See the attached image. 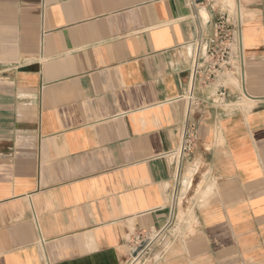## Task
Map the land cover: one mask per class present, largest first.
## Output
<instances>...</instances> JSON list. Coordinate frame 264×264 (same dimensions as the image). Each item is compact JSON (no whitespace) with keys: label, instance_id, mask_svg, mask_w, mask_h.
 Here are the masks:
<instances>
[{"label":"crops","instance_id":"1","mask_svg":"<svg viewBox=\"0 0 264 264\" xmlns=\"http://www.w3.org/2000/svg\"><path fill=\"white\" fill-rule=\"evenodd\" d=\"M133 260L264 264V0H0V264Z\"/></svg>","mask_w":264,"mask_h":264},{"label":"built area","instance_id":"2","mask_svg":"<svg viewBox=\"0 0 264 264\" xmlns=\"http://www.w3.org/2000/svg\"><path fill=\"white\" fill-rule=\"evenodd\" d=\"M192 1V0H191ZM237 28V40L234 37V28ZM231 21L229 15L224 14L216 25V33L213 37L201 41V50L195 54V62L192 74L194 76H203L205 79H215L227 73L240 74L243 80L244 55L242 50V34L241 25ZM239 45V51L235 53L232 43ZM205 44V49L203 48ZM219 98L226 97V87L221 86V90L217 93ZM192 95L189 96V108L193 107ZM196 145V134L193 128L186 127L183 141L173 154L178 160L183 159L194 151ZM136 263L135 260L131 264Z\"/></svg>","mask_w":264,"mask_h":264},{"label":"water","instance_id":"3","mask_svg":"<svg viewBox=\"0 0 264 264\" xmlns=\"http://www.w3.org/2000/svg\"><path fill=\"white\" fill-rule=\"evenodd\" d=\"M149 242V239H144L139 245L134 247L132 250V255L136 257L138 254H140L146 248Z\"/></svg>","mask_w":264,"mask_h":264},{"label":"bare ground","instance_id":"4","mask_svg":"<svg viewBox=\"0 0 264 264\" xmlns=\"http://www.w3.org/2000/svg\"><path fill=\"white\" fill-rule=\"evenodd\" d=\"M202 41V39H201V37H200V39H199V42H201ZM198 42V41H197ZM200 44V43H199ZM234 80V79H233Z\"/></svg>","mask_w":264,"mask_h":264},{"label":"rangeland","instance_id":"5","mask_svg":"<svg viewBox=\"0 0 264 264\" xmlns=\"http://www.w3.org/2000/svg\"><path fill=\"white\" fill-rule=\"evenodd\" d=\"M234 3V5H235V2H233ZM235 7V6H234ZM135 264V263H134Z\"/></svg>","mask_w":264,"mask_h":264}]
</instances>
